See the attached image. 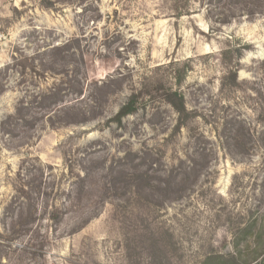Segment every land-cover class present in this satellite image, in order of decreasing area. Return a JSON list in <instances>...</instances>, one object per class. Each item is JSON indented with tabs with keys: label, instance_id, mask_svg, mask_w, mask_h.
Wrapping results in <instances>:
<instances>
[{
	"label": "rangeland",
	"instance_id": "rangeland-1",
	"mask_svg": "<svg viewBox=\"0 0 264 264\" xmlns=\"http://www.w3.org/2000/svg\"><path fill=\"white\" fill-rule=\"evenodd\" d=\"M55 5L0 0V69L9 67L0 72V120L21 96L17 82L37 89L65 80L39 64L71 69L67 58L47 64L44 54L69 38L84 55L77 104L90 113L79 124L0 133V264H199L231 253L236 224L251 212L264 224L254 212L264 164V16L211 25L197 0L180 17L163 0ZM225 48L238 85L226 78ZM25 57L38 73L13 66ZM172 72L183 74L179 85ZM155 77L181 91L196 116L172 135L177 115L156 100L106 124ZM235 121L254 133L248 151L233 147Z\"/></svg>",
	"mask_w": 264,
	"mask_h": 264
},
{
	"label": "trees",
	"instance_id": "trees-1",
	"mask_svg": "<svg viewBox=\"0 0 264 264\" xmlns=\"http://www.w3.org/2000/svg\"><path fill=\"white\" fill-rule=\"evenodd\" d=\"M197 1L199 6L205 8L206 17L211 25L218 24L220 26L242 17L251 20L264 16V0ZM40 2L44 8L54 9L58 0H40ZM163 3L169 13L176 17L188 15L191 11V0H163ZM93 4V1H90V5L93 6ZM214 30V26H211L209 32L213 33ZM79 42L78 38H69L60 45H53L44 51V54L49 51V57L45 60L47 64H57L59 57L67 58L65 66L68 65L71 69L63 68L61 71L52 69V65H49V67H52L49 68L46 67L47 65L45 63L39 64V66H42V69L53 70V74L56 76H64V81H54L42 88L37 86V89L34 88V84H31L32 86H25V84L16 83L15 86L19 87L22 91L21 96L16 101L13 112L1 118V135L10 137L21 132L25 133L28 129H33L40 122H44L49 127L58 124H79L89 116L90 111L88 113L77 104L82 100L84 82L86 81L85 71H83L84 55L81 52V44ZM234 51L237 53V56L241 54L240 47H236ZM228 52L227 48H225L221 53L222 62L229 67L226 78H232V84L238 85L236 82L237 73L233 68L237 64L231 66V56L228 55ZM15 60L13 58L14 62ZM14 62L13 66L18 65L21 68V73H24L25 69H29L33 73H38L36 66L32 62H28L26 57L20 63L16 62L14 64ZM8 70L9 67L6 66L0 69V72ZM172 73L175 85H179L183 80V74ZM156 100L168 103L177 115L172 135L179 131L188 119L196 116L195 112L186 107L181 91L167 85L164 78L155 77L142 82L138 89L131 92L118 111L106 120V124L115 122L117 125H121L122 118L135 113L140 108H144L146 103ZM260 122L262 128L258 134L260 139L264 140V116L261 117ZM238 123L240 125L235 127L236 121L234 123L230 122L232 125L231 129L234 131L232 137L233 147L235 150L240 148V152L244 150L248 151L249 148L245 149V143L251 142L254 133L249 125L245 126L243 122ZM261 149L264 152V143ZM137 157L139 158V156ZM262 172L261 197L255 205V213L260 210L264 213V164L262 165ZM77 177L79 178L80 176L78 175ZM20 191L24 193V190ZM21 204V206L31 205V208H36V203L34 205L30 202L25 204L22 201ZM22 214L20 213L19 217ZM28 214L31 218L30 210ZM54 214L50 213V216L52 215L53 219L54 217L57 219V215L54 216ZM252 215L251 212L246 221L236 224V228L233 230V251L231 253H210L199 264H250L258 259L261 261V264H264V224L260 223L261 220L259 217L254 218Z\"/></svg>",
	"mask_w": 264,
	"mask_h": 264
}]
</instances>
